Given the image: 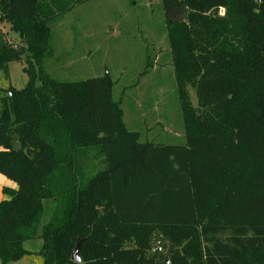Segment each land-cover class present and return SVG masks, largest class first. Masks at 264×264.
<instances>
[{"label": "trees", "instance_id": "trees-1", "mask_svg": "<svg viewBox=\"0 0 264 264\" xmlns=\"http://www.w3.org/2000/svg\"><path fill=\"white\" fill-rule=\"evenodd\" d=\"M87 1L0 0V22L21 38L0 32V70L24 62L28 75L0 96V173L17 184L2 189L0 262L264 264V0H162L179 143L127 128L109 72L47 70L53 23ZM86 155L103 166L89 177ZM156 234L167 253L153 251ZM37 238L38 251L25 247Z\"/></svg>", "mask_w": 264, "mask_h": 264}, {"label": "rangeland", "instance_id": "rangeland-1", "mask_svg": "<svg viewBox=\"0 0 264 264\" xmlns=\"http://www.w3.org/2000/svg\"><path fill=\"white\" fill-rule=\"evenodd\" d=\"M52 27L55 55L45 64L52 75L75 81L109 72L114 81V98L122 105L127 128L138 131L142 141L185 140L161 0L152 5L133 4L131 0H89L74 5ZM0 32L14 45H21V38L9 23L0 22ZM25 65L11 62L8 76L0 70V96L9 87L26 85ZM191 95L196 103L195 93L191 91ZM100 162L93 155L79 160L87 177L103 168ZM54 207L53 202L46 203L41 227L48 222ZM157 245L163 246L164 253L170 249V241L160 234L152 239V248ZM40 246L38 238L25 243L29 250ZM43 261L41 255L32 254L8 264Z\"/></svg>", "mask_w": 264, "mask_h": 264}, {"label": "crops", "instance_id": "crops-1", "mask_svg": "<svg viewBox=\"0 0 264 264\" xmlns=\"http://www.w3.org/2000/svg\"><path fill=\"white\" fill-rule=\"evenodd\" d=\"M127 1V0H126ZM133 2V4H137V3H146V2H150V5H152L155 1H159V0H131ZM161 4H162V0H161ZM14 32V31H13ZM16 32H14L15 34ZM17 34V33H16ZM15 34V35H16ZM17 36V35H16ZM164 36V33H162L161 38ZM159 38H157L158 40ZM154 47H156L157 42H154ZM156 45V46H155ZM179 142H183V141H176V142H170V143H179ZM168 143V142H167ZM4 187H9L12 189H17V184L11 180H9L8 178H6L3 174L0 173V201L3 200L4 198H6V195L3 193L2 189ZM39 250V249H38ZM38 250H31L33 252L38 251ZM30 255H27L25 257H28ZM24 257V258H25ZM23 259V258H22Z\"/></svg>", "mask_w": 264, "mask_h": 264}, {"label": "water", "instance_id": "water-1", "mask_svg": "<svg viewBox=\"0 0 264 264\" xmlns=\"http://www.w3.org/2000/svg\"><path fill=\"white\" fill-rule=\"evenodd\" d=\"M257 1L260 2L261 0H257ZM80 245H81V241L78 242L77 247L74 250L72 259L75 261H80V256H79Z\"/></svg>", "mask_w": 264, "mask_h": 264}, {"label": "built area", "instance_id": "built-area-1", "mask_svg": "<svg viewBox=\"0 0 264 264\" xmlns=\"http://www.w3.org/2000/svg\"><path fill=\"white\" fill-rule=\"evenodd\" d=\"M154 252H164V248L161 245H157L153 248ZM166 264H171L170 259L166 260Z\"/></svg>", "mask_w": 264, "mask_h": 264}]
</instances>
